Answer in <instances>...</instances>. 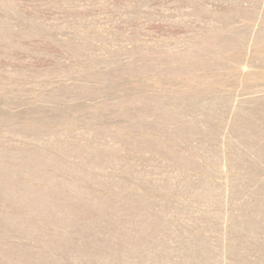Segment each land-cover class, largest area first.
<instances>
[{"label": "rangeland", "instance_id": "1", "mask_svg": "<svg viewBox=\"0 0 264 264\" xmlns=\"http://www.w3.org/2000/svg\"><path fill=\"white\" fill-rule=\"evenodd\" d=\"M0 264H264V0H0Z\"/></svg>", "mask_w": 264, "mask_h": 264}]
</instances>
